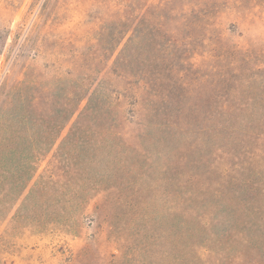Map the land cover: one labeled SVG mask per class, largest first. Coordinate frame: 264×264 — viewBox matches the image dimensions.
<instances>
[{"label": "rangeland", "instance_id": "obj_1", "mask_svg": "<svg viewBox=\"0 0 264 264\" xmlns=\"http://www.w3.org/2000/svg\"><path fill=\"white\" fill-rule=\"evenodd\" d=\"M90 1L53 0L60 20L40 49L37 1L0 0V29L10 32L0 86L21 77L27 62L40 72L48 65L58 78L52 65L67 71L85 49H106L99 84L123 88L108 61L122 34L111 10ZM168 1L183 12L158 14L164 25L137 27L133 18L123 28L121 47L132 37L130 51L143 65L127 71L128 93L115 94L118 120L84 123L70 139L78 114L66 126L64 95L54 93L37 112L45 133L34 139L57 144L14 196L7 179L0 264H264V0ZM70 50L74 58L62 55ZM206 125L209 135L197 132ZM47 171L58 182L48 220L37 227L35 190ZM18 208L19 225L4 221Z\"/></svg>", "mask_w": 264, "mask_h": 264}, {"label": "trees", "instance_id": "obj_2", "mask_svg": "<svg viewBox=\"0 0 264 264\" xmlns=\"http://www.w3.org/2000/svg\"><path fill=\"white\" fill-rule=\"evenodd\" d=\"M36 1L35 11L37 10V12L34 15L32 24L36 28L39 25L42 28L40 40L43 39L41 41L38 40L40 41L38 46L42 49L46 45L47 38L50 35V29L54 24L59 23L60 12L57 10V1L54 5H52L53 0ZM77 1L79 2L77 3L78 5H84L81 3V0ZM98 1L91 0L90 7H94ZM100 1L103 3L102 7L110 9V13L114 15V20L112 21L113 30L117 32L118 37L122 34L108 61L110 62L114 58L112 73L116 75L117 79L121 78L123 80L125 84L121 89L123 90V94H126L130 89L129 82L127 81V71L131 67L134 68V66H142L143 64L142 55H134L130 51V44L133 41L132 37L121 47L123 40L129 33V31L122 33L123 28L133 18L137 27L144 24L153 27L154 25H164L157 18L158 14L162 15L165 11L170 10L173 14L178 15V12L182 10L179 6H169L168 0L164 4H161L164 0H160L157 3L154 0ZM151 9L155 11L156 19L154 21H145L144 17ZM30 28L31 24L29 26ZM0 31L3 33L0 37V53H2L6 47L10 32L6 29H0ZM62 41L64 43L63 39ZM40 49L34 53L32 58L35 59L41 54ZM85 50L79 54L77 59H70V68L67 71H61L56 65H52L53 67L55 66L56 73L63 74L58 78L53 76L50 71L48 72L50 68L48 65H45L44 70L40 72L35 70L36 68L33 62H27L20 73L22 74L21 77L13 78L12 76H7L2 82L0 86V205L4 197L5 187L7 186V179L9 180L10 188L12 187L11 193L14 196L23 178L27 176L31 182L38 174L43 158H48L55 150L54 146L57 144V139L55 142L49 143L48 141L36 140L33 137V132L35 134L45 133L43 130L37 129L36 123L40 118L38 113L41 108H45L50 104L54 93H60L66 99L65 105L68 107L66 110V114H68L66 126L72 124L74 117L78 114V119L71 125L67 136L70 139L78 133V128L84 123L93 122L95 124L102 123L105 125L109 120L113 122L121 116V114L117 115L120 106L119 98L115 97V94L118 95L121 89H117L116 87L104 88L99 84L103 71L99 72L98 70L99 66L103 63V58L107 57L106 49H103L100 53H91V51ZM75 53L76 51L70 50L65 54L62 53V55L74 58ZM142 71L143 68L135 69L133 73L140 75ZM84 101L87 103L85 107L81 108ZM139 105L140 100L134 98V108H138ZM136 110L132 111L133 114H130L132 117L136 114ZM61 113H63V110ZM199 114L193 111V118L197 119L196 121L198 122H200L198 118ZM127 119L125 117V120ZM222 131L223 128L220 126L214 128V133H220ZM197 132L209 135V127L206 125L205 128ZM121 137L124 139L123 135ZM114 138L117 140L120 139L117 135ZM47 146L49 147L47 148ZM46 175L39 181L35 190L38 191V195L34 199L35 214L31 218L37 224V227L42 226L48 220L47 202L50 197L49 194L52 187L58 182L53 172ZM20 211L21 209L18 208L14 214L12 213L11 216L6 217L4 221H7L9 218L12 223L19 225V219H22V217H19ZM1 217L2 213L0 210Z\"/></svg>", "mask_w": 264, "mask_h": 264}]
</instances>
